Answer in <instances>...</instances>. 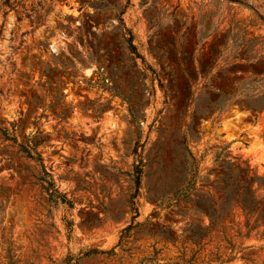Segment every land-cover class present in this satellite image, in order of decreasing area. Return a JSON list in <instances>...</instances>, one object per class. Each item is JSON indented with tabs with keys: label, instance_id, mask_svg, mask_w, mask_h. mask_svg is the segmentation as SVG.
<instances>
[{
	"label": "rangeland",
	"instance_id": "1",
	"mask_svg": "<svg viewBox=\"0 0 264 264\" xmlns=\"http://www.w3.org/2000/svg\"><path fill=\"white\" fill-rule=\"evenodd\" d=\"M263 59L264 0H0V264H264Z\"/></svg>",
	"mask_w": 264,
	"mask_h": 264
},
{
	"label": "trees",
	"instance_id": "2",
	"mask_svg": "<svg viewBox=\"0 0 264 264\" xmlns=\"http://www.w3.org/2000/svg\"><path fill=\"white\" fill-rule=\"evenodd\" d=\"M129 41V46L130 48H134L133 44L131 43L130 39ZM264 66V59L259 61V68L257 70L263 71L264 69L262 68ZM259 72V71H257ZM256 104H246L245 106L247 107H252V109L257 108ZM186 159L190 162V166H193L194 168L196 167L195 170H197V164L196 160L194 159L193 154L187 149V157ZM134 168L136 169V173L139 174L140 172V166L135 165ZM238 171L242 172L244 170L239 169ZM242 176L240 177L239 175H236L234 182L238 183L243 181L246 178V173L243 172L241 174ZM224 179H229L232 177V173L228 172V174L223 175ZM251 181L249 182V186H247L244 191H240L241 187H238L234 191H230V194H233L235 196V200L237 205L240 207L241 213L244 217V228H245V233L244 236H249L252 232L254 235H260L264 237V228L262 230H259L260 226L264 227V194L261 197H256L255 191L250 187V184L252 182H255L257 180L255 177H250ZM136 183L139 182V177L138 175L136 176ZM47 189V188H46ZM238 235L240 232L237 230ZM154 255L149 258H145L143 261H146V263L149 264H161V263H156ZM223 262H220L218 264H222ZM166 264H188L186 262L180 263V262H174V263H166ZM204 264H209V263H204Z\"/></svg>",
	"mask_w": 264,
	"mask_h": 264
}]
</instances>
